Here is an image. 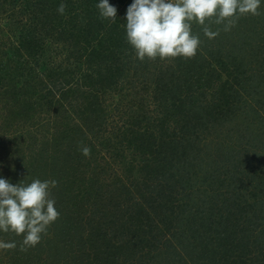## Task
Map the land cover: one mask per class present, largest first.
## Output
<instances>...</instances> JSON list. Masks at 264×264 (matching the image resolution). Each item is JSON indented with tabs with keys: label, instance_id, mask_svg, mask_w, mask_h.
I'll return each instance as SVG.
<instances>
[{
	"label": "rangeland",
	"instance_id": "obj_1",
	"mask_svg": "<svg viewBox=\"0 0 264 264\" xmlns=\"http://www.w3.org/2000/svg\"><path fill=\"white\" fill-rule=\"evenodd\" d=\"M94 1L97 2V0ZM115 2L121 4L116 6ZM109 3L114 5L121 15L122 6L124 8L127 4L129 6L132 0H109ZM64 12L58 19L59 27L64 29L62 33L57 32L61 35H57L56 32L48 34L42 27L36 30L38 38L34 41L32 10L12 0L0 2V56L8 61L3 51L10 44H13L15 49L19 47L20 41L27 34L32 36L31 41H33L30 58L27 61L21 58L33 70L27 72L26 67L17 68L14 71L10 69L9 73L14 74L13 79L18 80L16 84L13 79L4 81L0 79L4 84V86L0 85V176L10 179L13 184L23 179L26 182L37 178L56 180L58 183L51 189V198L56 201L55 207L57 208L59 195H75L77 188L80 189L86 185L85 180L84 185L82 183L81 174L85 168L87 172L84 174L90 180L86 186L87 189L95 187L91 189L92 198L98 193L101 199L104 193L103 199H106L105 205L109 208L101 207L113 213L116 219V223L111 224L105 219L104 224L99 227L100 234L96 228L99 223L94 226L85 223L88 226L86 230H81L83 240L79 237V233H73L72 230L66 231L68 223H62L73 218L71 213L76 214L75 219L80 216L76 210L73 212V209L78 206V201L83 200L80 196L85 193L80 191L77 199L73 198L75 201L65 207V217L59 216L50 224L45 233L57 234L56 239H60L61 242L56 251L61 256L59 257L60 263L108 264L110 258L104 259L106 256L121 255L126 247H130L135 252V260L140 261V264H174L172 259H178L181 256L175 251L172 253V249L169 248L171 243V245L176 244V249L184 255V259L177 260L175 264L184 262L191 264H264V8L260 10L259 15L247 14L246 20L243 17L238 18L231 30L227 32L223 31V25L215 24L214 20L206 21L207 26L213 31L219 29V35L212 39L206 37L203 31L196 32L192 29L193 33L200 37L198 49L201 50V53L197 50L194 56L204 58L209 54L208 51L213 50L216 52L213 57L219 61L215 68L202 67L201 72H204V76L200 81L194 80L196 83L189 81L182 84L180 92L176 93L174 102L167 107L173 114L179 115V112L198 103L196 97L205 96L216 103H212L210 109L200 108L202 113L198 111L199 118L194 123L179 124L176 128L177 135L171 133L168 136L165 130L170 126L171 115L155 111L153 121L141 118L143 114L140 109L141 105L144 107L149 105L148 108H152L153 101H156L153 93L159 95L156 85L148 83L149 77L164 78L163 75L159 76L160 68L155 69L156 67L152 65L147 67L144 64L148 58L142 61L135 58L136 61L126 70L128 76H121L116 80V86L121 89L118 91L114 88V91L104 100L103 108L106 115L101 116L96 126L101 127L93 129L92 133L78 135L75 128L67 133L68 128L64 126L61 130H65L66 134L61 136L60 132H56V128L52 129V126L56 124L53 116L48 118L46 112L39 113V110L33 109L31 102L27 99V95L34 93L37 85L35 76L32 77V75H43L46 69L50 68L63 69L64 66L74 65L73 58L68 56L72 50L70 43L72 32L69 29L68 18L73 12ZM35 13L39 14L38 5H36ZM13 20L17 25L12 24ZM194 24L195 22L192 23V28ZM8 27L13 29L15 27L16 30L23 28L28 33L18 35V40L15 39L17 35L14 34L9 40L5 36V30H9ZM202 38H205L203 42ZM16 40L17 43H15ZM15 56L13 52L11 57ZM52 77L46 78L49 84L47 88L50 89H53ZM62 80V87H68L66 79L62 78ZM178 82L182 81L178 80ZM186 90L198 93L196 95L192 93L191 98L185 93ZM123 105L133 107L131 116L128 114V120L129 117L134 116L133 119L135 118L136 121L134 126L142 136L145 135L146 130L154 129L153 141L156 140V143L152 142L147 148L144 146L145 148L137 149L135 144L129 142V134L127 131L124 132V127H121L124 133V151L120 150L118 144L102 143L100 135L105 127L110 129L107 135L114 137L113 134L117 128H113L111 123L117 121L118 126L124 124L123 121L127 114L123 115L121 108ZM8 114H10L9 117ZM76 115H79L77 110ZM76 115L71 113L74 117L71 121H75L77 125L82 122V118ZM163 115L164 119L159 121L158 118ZM192 124L195 126L191 127ZM54 133L56 145L53 144ZM104 134L103 136H106V133ZM184 135L186 136L183 138ZM187 137H190L189 142L192 141L193 145L187 142L179 145V140ZM162 141L169 146V149H160L159 144ZM85 146L90 149L88 155H84L81 151ZM91 153L94 154L92 157ZM32 154L35 155V160ZM28 156L33 161L26 160ZM188 159H192L191 162L196 164L191 165L187 162ZM238 159H243V163H237ZM108 163L112 164L111 169L107 168ZM28 164L29 167H25ZM34 164H39L36 165V169L32 166ZM127 165L129 167H126ZM104 169L106 170L102 171ZM115 169L117 171H114ZM189 169L196 171L201 180H197L198 176L192 174ZM227 170L228 177L245 175L241 177V181L238 178H227V182L233 180L239 183L240 181L239 187L237 189L235 187L236 190H233L231 186L228 187L229 192L221 197L222 200L227 199L226 201H219L220 205L224 203L230 209L225 210L214 221L205 224V214L209 213L207 196L213 195L211 190L217 184L210 188L203 183V179L226 171L222 173L225 175ZM153 172L155 174L151 176ZM127 177L130 179H125ZM176 177L180 180L176 181ZM115 178L132 182L124 187L121 181ZM102 180H104L103 185L100 182L97 183ZM111 181H117L116 188ZM174 182L177 185L173 188ZM190 182L196 185L197 182H202L200 183L202 189L193 191V186L189 189L188 183ZM169 184L171 187H168ZM128 189L132 196L138 197L137 200L128 194ZM170 189L174 190L167 192ZM112 190L113 192H109ZM188 190L191 192L188 193ZM152 198H157L158 202H152ZM136 202L141 206L135 205ZM168 202L171 205L176 204L172 206L173 211L169 209L171 206L167 205ZM130 203L133 204L135 214L132 211L131 214H123L127 204ZM80 206L79 204L78 207ZM122 214L126 219L125 223L120 222ZM129 215L132 218H128ZM62 218V223L58 225V219L61 221ZM100 219L102 221V217ZM227 219L232 224V231L223 242L210 241L209 245L214 248L209 247L210 252L204 254L194 245L192 247L191 243L187 244L190 241L199 243L201 236L205 238V231L211 229L218 221ZM132 220L134 224L136 222L134 227H132ZM241 221L248 227L243 226L242 231L238 233L237 223ZM254 223L257 224V232L252 234L249 226ZM59 226H61L60 231ZM111 229H114L113 236L117 237L114 238L115 242L120 244H110L108 236H111ZM93 232L97 237H95L96 245H98L97 255L92 254L89 245L90 242L93 244ZM71 234H75L76 239L71 238ZM249 235L253 236L250 240H248ZM46 238L47 236L42 239V242ZM12 241H15L16 247H0V264H15L17 262L15 257L20 253L14 256L13 250L18 248L26 251L28 248L22 247V236L13 232H0V242ZM45 245L48 246L39 242L36 250L41 252ZM112 246L119 247L120 252L114 253V250H111ZM185 250L187 253L184 252ZM51 251L52 249H49L48 252ZM202 258L205 261H201Z\"/></svg>",
	"mask_w": 264,
	"mask_h": 264
},
{
	"label": "trees",
	"instance_id": "obj_2",
	"mask_svg": "<svg viewBox=\"0 0 264 264\" xmlns=\"http://www.w3.org/2000/svg\"><path fill=\"white\" fill-rule=\"evenodd\" d=\"M5 2V0H1L0 2ZM9 1V0H8ZM15 1L19 4H22L24 8H29L33 12V17L31 19L34 20L33 22V27L32 30L34 33H32L33 40H37L38 36L35 33L36 30H40L42 27L45 28L46 33L52 34L53 32H56L57 35H61L58 33H62L64 29H61L59 27V17L64 14L58 12V6L61 3H64L65 9L64 11L66 12H73L70 14V18H68V21L70 23V30L72 32V37L70 39V43L72 44V50L68 56L73 58V63L74 65H67V67H63V69H46L45 73L43 75L41 74H34L32 77L35 78V81L37 83L35 90L33 91L31 95H27L29 101L31 102V106L33 107L34 110H39V113H45L48 115V118L53 116L55 118L56 124L52 126V129L56 128V132H60L59 134L61 136H65V130H61L62 128L67 127L68 130L66 131L71 132L74 128L76 129V134L78 135H85L86 133L91 132L93 129H97L100 127H96L99 119L101 116H105V109L103 108V102L109 97L110 93L114 91V88L117 89L118 91L121 89L120 87H117V79L121 78V76H128L126 73V70H128L132 65L133 62L136 61V57L134 54V51L132 47L127 43L125 39V14L126 10L128 7V4L125 6H122L121 8V15L117 12V18L115 20H109V19H103L99 15V11L96 7V1L94 0H12ZM120 2H115V5L118 6L120 5ZM264 3L260 5L259 12L264 8ZM36 5H38V11L39 14L37 15L35 13L36 11ZM51 15V16H50ZM247 19L246 15L240 16L239 18L241 19ZM42 18V19H40ZM12 20V19H11ZM10 20V21H11ZM42 20V21H40ZM238 19L235 20L237 22ZM12 24H16V21L13 20ZM17 25V24H16ZM9 30H5V36L6 39L11 40V36L17 35L15 39L17 38L18 40V35H24L28 33L25 29L21 28L20 30H16L15 27L10 28L8 27ZM193 30L196 32H202V26L198 24L193 25ZM58 32V33H57ZM31 36V37H32ZM31 37L29 34L26 35L25 38H23L20 42L21 44H17L19 47L15 49L13 44L8 45L9 47L3 51L4 57L8 58L3 59L2 56H0V79L2 81L7 80V79H13L14 74H10L9 71H14V69L17 68H24L26 67L27 72H31L33 68L24 61H27L30 58V48H31ZM17 40L15 43H17ZM202 42L205 40V38L201 39ZM9 42V41H8ZM9 49V51H8ZM199 50V49H198ZM14 52L15 57H11V54ZM198 52L201 53V50ZM209 54L204 58L200 57L197 58L195 56L191 58H183V57H176V58H166V59H151V62H149V59L145 60L144 64L149 67L152 65L153 67H156L155 69H159L160 75H163V79H156L155 77H149L148 83L151 82L152 85H156L157 90L159 89V95L157 93H153L155 96V100L153 101V107L148 108L149 105H146L145 107L143 105L142 108H140L143 111V114L141 115V118L146 121H153V115L154 112H158L161 114H166V115H171V120L169 122V128L171 129H166L165 134L168 136L169 134L173 133L174 135L178 133L176 131V128L178 127L177 125L182 124V123H190V122H195L199 116L198 111L202 113L201 109H210V106L212 103H216L214 100H210L205 96H200L196 97L198 100V103H195L192 105V107L184 109L183 111L179 112L178 114H173L170 109L167 107L168 105L171 106L172 103L174 102L173 100L177 96L176 93L180 92L181 85L184 83H187L189 81H200V79L204 76V72L202 71V67L206 68H215V65L219 61V59L213 57V54H216L213 50L208 51ZM200 55V54H198ZM21 58L24 60L22 61ZM68 58V57H67ZM136 58V59H135ZM11 59V60H10ZM69 59H67L68 61ZM132 63V64H131ZM159 63V64H158ZM28 66V67H27ZM62 66V65H61ZM210 71V70H209ZM9 73L7 76H3L5 74ZM68 74V75H66ZM76 74V75H75ZM214 74V73H213ZM53 76V82L51 83L53 85V89L47 88L49 85L46 82V78ZM218 77V76H217ZM62 78H65V82L69 84L68 87H62ZM0 80V85L4 86V84ZM14 83L16 84L18 82L17 79H13ZM131 80V79H130ZM178 80H181L182 82L179 83ZM194 81V82H195ZM195 82V83H196ZM73 83V84H72ZM71 84V85H70ZM124 85V83H123ZM123 87V86H122ZM44 88V89H43ZM200 88V87H197ZM42 89V90H41ZM179 90V91H177ZM154 91V89H153ZM54 92H57L58 94L55 95ZM185 93L187 95H190L192 98V93L195 95L198 92L194 91H188L186 90ZM74 94V95H73ZM193 94V95H194ZM206 95V93H204ZM214 99V98H213ZM198 105H200L198 107ZM30 106V107H31ZM123 110V115L127 116L125 117L124 124L121 126H118V122L116 121L115 123H111L113 128H117L116 132L113 134L114 137H110L107 135L108 130L106 127L103 129L104 131L100 135L102 138V143H110L111 145H116L118 144V147L120 148L121 151H124L125 146V141H124V133L121 131V127H124V132L126 131L129 134V142L131 144H135L137 146V149H142V148H147V146H150L152 142L156 143V140L153 141V132L154 129L152 128L151 130H146L145 135L142 136L140 132H138L134 126L135 124V118L129 117L128 120V114L131 116V112L133 111L131 106H122L121 107ZM148 108V109H147ZM199 108V110H198ZM116 109L119 110V107L116 106ZM76 110L79 115H76ZM51 111V112H50ZM74 113L77 117L82 118V122L80 124L75 123V121H71L74 119L73 116H71V113ZM44 115V114H43ZM10 114H8V117ZM46 116V115H45ZM7 117V118H8ZM164 119V115L161 118H158L159 121H162ZM71 121V125H69ZM83 123V125H82ZM156 120V124H157ZM196 124V123H195ZM195 124L190 125L191 127L195 126ZM71 127V128H69ZM48 128V127H46ZM49 129V128H48ZM102 131V129H101ZM104 133H106V136ZM155 135V134H154ZM177 135V134H176ZM186 135L183 136V138ZM55 139L53 140V144L56 145V135L54 133ZM190 138V137H189ZM189 138L187 137L186 139H181L179 140V145L181 144H187L190 143L193 145V142H189ZM162 141L159 145L160 149L164 150L165 148L169 149V146L167 144L163 143ZM59 145V143H57ZM95 145V144H94ZM145 146V147H144ZM185 145H183V148ZM152 149V148H150ZM23 154V153H22ZM94 154L91 153V157ZM138 155V154H135ZM33 160L36 159L35 155L32 154ZM26 160L33 161L32 158L28 156ZM187 160L188 163L191 165H194L196 163H192V159ZM239 161L237 163L242 164L243 159H238ZM245 160V159H244ZM36 165L39 164H34L32 165L34 169H36ZM112 164L108 163L107 168L111 169ZM20 167V166H19ZM25 167H29L28 165H25ZM126 167H129L127 165ZM106 168V169H107ZM29 169V168H28ZM31 169V168H30ZM106 169L102 170L105 171ZM143 170V169H142ZM190 171L192 169H189ZM114 171H117L116 169ZM113 171V172H114ZM84 172H87L85 168H83L81 174H82V183L84 185V180L86 181V185H84L82 188L78 189L77 188V193L75 195L69 196V195H59V200L57 199V210L59 211L60 215L63 216V218L66 215V206L71 205L75 199H77V195L79 194L80 191L84 192L85 194H81L80 199L83 198V200L78 201V206L79 204L81 205L80 207H76L73 209V212H78L80 216L75 219L76 214L71 213V216L73 218L67 219L66 221H63V218L58 219V225L62 224H67L68 226L66 228V231H71L73 233L77 232L79 233V237H81V240L84 239V236L81 234V230H86L88 225L94 226L96 224V228L100 234L99 227H101L104 224V220L106 219L109 224L116 223V219L113 213H110L109 210L101 207L105 205V200L104 198V193L103 197L100 199V196L97 194L94 195V198H92L93 192L91 189H94L95 187H92L91 189H87V185L90 183V180L87 179V176L84 174ZM192 174L194 173L195 176L197 177L198 174H196V171H191ZM226 173V171L222 172ZM220 173L219 175H214L212 177H204L203 183H206L207 186L210 188H213L216 184V186L211 190L212 194L214 195H208V201L207 202V207L209 209V213L205 214V224L210 223L214 221L217 216L222 215L225 210L230 209L227 205L223 203V205L219 204V201H226L222 200L221 197L225 196L229 191L228 187L231 186L233 190H236L238 184L242 180L243 176L245 175H239V176H232L228 177V170L227 174L222 175ZM155 173L150 174L153 176ZM188 174V173H187ZM88 175V174H87ZM113 175L118 176L117 174L113 173ZM184 175V174H182ZM81 176V175H79ZM186 176V175H185ZM220 177V178H219ZM242 177V178H241ZM227 178H234L240 180L239 183L237 181L230 180L227 182ZM117 179V178H115ZM125 179H130L129 177ZM201 178L198 176L197 180ZM121 181L122 186H128L130 181H126L122 178L117 179V181ZM176 181H179L180 179L178 177L175 178ZM117 181H111L114 185V188H116ZM218 181V182H217ZM100 182L103 185L104 180L102 181H97V183ZM99 183V185H100ZM119 183V182H118ZM198 184L196 185L194 182L188 183L189 189H191V186H193V191H199L201 188L200 183L202 182H197ZM74 184V183H72ZM173 188L177 185L176 182ZM192 184V185H191ZM168 186V185H167ZM166 186V187H167ZM213 186V187H211ZM168 187H171L169 184ZM226 187V190L224 191ZM236 187V189H235ZM101 190V189H100ZM174 189H170L167 192H171ZM109 192H113L109 191ZM128 194L131 197H134L136 200L138 197L132 196L130 193V189H128ZM191 190H188V193H190ZM235 194V193H234ZM63 197V198H62ZM201 197V195H199ZM227 197V196H226ZM75 198V199H73ZM230 198V197H227ZM133 199V198H132ZM212 201H209L211 200ZM157 198H152V202L156 203ZM62 201V202H61ZM151 203V202H150ZM132 203L127 204V207L125 208V212L123 214H131V211L135 214V210L132 208ZM135 205L138 207L141 206L140 203L136 202ZM169 208L172 210V206ZM109 208V207H106ZM101 211L99 212V210ZM79 210V211H78ZM173 211V210H172ZM142 213V211H140ZM139 212V215H140ZM192 213V212H190ZM121 217V223H125L126 219L123 218V215ZM137 215V214H136ZM102 217V221L100 219ZM128 218H132V216H128ZM229 219L227 220H220L218 221L217 224L213 225L211 229L208 231H205L206 236L205 238L201 236V240L199 243L190 241L187 244H192V247L194 245L195 248H198L199 251L202 253L206 254V252H210V248H213L211 245H209L210 241H215V242H223L225 241V238L230 234L232 231V224L228 222ZM245 221V220H242ZM238 222V230L237 232L240 233L243 229L244 225L243 223ZM224 222V224H222ZM248 222V221H247ZM57 223V222H56ZM88 224L86 226V224ZM132 227L135 226L134 221L132 220ZM222 224V225H221ZM243 224V225H242ZM250 231L251 233H255L257 224L250 225ZM59 231L61 230V226L58 227ZM124 230V229H122ZM114 229H111V236H108L110 240V244L112 245H118L120 243H116L114 238H117L116 236H113ZM47 236L46 240L40 243L47 244L48 246L45 245V247L42 249L41 252L36 250L35 247H28L26 251L23 249H18L16 248L13 250V255L18 256L15 257L17 262L15 264H62L59 261L60 254H58L56 251L58 249V245L60 244V239H56L57 234L55 235H49V234H44L42 239ZM71 238L74 237L76 239L75 234L70 235ZM95 232L92 234V242H90V249L92 250L93 255H97V248L98 245H96L95 242ZM13 238V236H11ZM250 238H253V236L249 235L248 240ZM15 239V237H14ZM91 240V237L89 238ZM46 242V243H45ZM74 245V243L72 244ZM171 245V243H170ZM169 248L172 249V253L175 251L178 255L181 256L182 259L184 255H182L180 250H177L176 244H173ZM95 246V247H94ZM49 249H52L51 252H48ZM214 249V248H213ZM94 250V251H93ZM111 250H114V253H118L119 247H113ZM184 252L187 253L185 250ZM122 253V252H121ZM173 255V254H172ZM228 256V255H225ZM88 258V257H87ZM104 258V257H103ZM110 258L108 264H140V261L135 260V252H133L130 247H126V250L123 251L121 255L118 256H106L104 259ZM178 257V259H172V262L175 264L177 260L181 259ZM61 259V258H60ZM213 259V258H212ZM58 262H57V261ZM104 261V260H103ZM201 261H205L204 258L201 259ZM167 262V260H166ZM73 263V262H72ZM204 263V262H203ZM13 264V263H12ZM80 264H84L83 262ZM86 264V263H85ZM92 264H96V262H93ZM165 264V263H163ZM182 264H191L190 262H184Z\"/></svg>",
	"mask_w": 264,
	"mask_h": 264
},
{
	"label": "clouds",
	"instance_id": "obj_3",
	"mask_svg": "<svg viewBox=\"0 0 264 264\" xmlns=\"http://www.w3.org/2000/svg\"><path fill=\"white\" fill-rule=\"evenodd\" d=\"M264 0H132L125 14V39L139 60L191 58L200 45V37L193 33L192 23L202 26L209 39L219 35L206 21L214 20L230 31L240 16L259 15ZM96 7L103 19L115 20L117 8L109 0H97ZM64 3L58 12H64ZM88 155L90 149H81ZM56 180L24 179L13 184L0 176V232L22 236V247H35L48 227L60 215L51 198ZM0 247L14 248L15 241L0 242Z\"/></svg>",
	"mask_w": 264,
	"mask_h": 264
}]
</instances>
